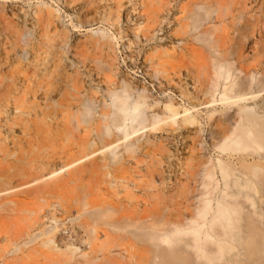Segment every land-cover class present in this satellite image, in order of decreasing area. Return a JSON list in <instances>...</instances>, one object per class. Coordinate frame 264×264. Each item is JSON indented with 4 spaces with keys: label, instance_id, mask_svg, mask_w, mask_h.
Instances as JSON below:
<instances>
[{
    "label": "rangeland",
    "instance_id": "1",
    "mask_svg": "<svg viewBox=\"0 0 264 264\" xmlns=\"http://www.w3.org/2000/svg\"><path fill=\"white\" fill-rule=\"evenodd\" d=\"M263 108L264 0H0V264H264Z\"/></svg>",
    "mask_w": 264,
    "mask_h": 264
},
{
    "label": "bare ground",
    "instance_id": "2",
    "mask_svg": "<svg viewBox=\"0 0 264 264\" xmlns=\"http://www.w3.org/2000/svg\"><path fill=\"white\" fill-rule=\"evenodd\" d=\"M253 98H257V95L254 96ZM248 99V98H247ZM264 109V108H263ZM167 110L172 114V116H177L179 114L178 110L176 109V107L172 104L168 105L167 106ZM264 111V110H263ZM87 112H90V111H87ZM254 118L257 119V121L259 122V125L255 124L254 126L257 125V129L254 127V128H251L249 129L247 132H246V137L249 139V140H246L244 137H239L238 141L237 142H234V145L236 146H239L241 149L243 150H247L248 148L247 147H252L253 149V152H252V155L255 156V154L258 155V157L254 158V162L256 163V165L258 166V168L256 169V171L252 174V176L255 178V180L258 181V183L264 188V156H262L263 154L261 153V151L264 152V144L262 141H259V139H256L255 137V130L257 132L258 135H261V134H264V115L261 117V118H257L256 114L253 115ZM260 121L262 123H260ZM253 143H256L255 145V148L252 146ZM250 145V146H249ZM68 166H63L62 168L60 169H64ZM59 169V170H60ZM252 180L251 177L247 178L246 182H239L238 180L236 179H231L230 180V184L231 186H233L234 188L237 189V192H236V196L234 198H237V197H242L244 198L247 202H251V199H250V195H249V191L251 189V184H250V181ZM227 197L229 195H226ZM239 203H235L234 206H237ZM57 207H59V205H57ZM240 215V213H238ZM217 216L218 217H215V219H213V223L211 225V229L213 231V233L215 234V236H217L218 238H221L223 240V242H225V240L227 241H233L237 244H242V238L236 233L234 232L233 230L229 229V230H222V231H216V229L214 228L217 224L221 225V223L226 222L228 223L229 220H228V217L225 213V211H223L221 208H218L217 209ZM259 216L261 217V215L259 214ZM264 223V222H263ZM73 233H76L74 231V229L72 228L71 229ZM192 234H194L195 238H198L200 236V231L197 229V230H194L192 232ZM76 235V234H75ZM76 239L80 240L82 243H85L87 244V240L84 239L82 236L79 237V236H75ZM259 238V234L257 233L256 231V228L254 226V224H251V231H250V237H249V240L246 242V245L249 246V250L251 251L252 254H255L256 251H257V245L255 246L254 243H256V239L258 240ZM164 241V240H163ZM166 242L168 244H172V240L170 237H167V240ZM198 242V241H196ZM216 244L217 245V260L220 264H226V262H228L227 259H225L223 257V254L221 253V249H220V245L219 243H217L215 241V239L210 236L209 234L205 237V245L206 247L208 248V244ZM229 250L231 251L232 248H229ZM164 258V263L165 264H193L192 261L190 260V258H188L182 251L180 250H172L171 252L169 253H165L163 255ZM203 264H210L208 261H206L205 263Z\"/></svg>",
    "mask_w": 264,
    "mask_h": 264
}]
</instances>
